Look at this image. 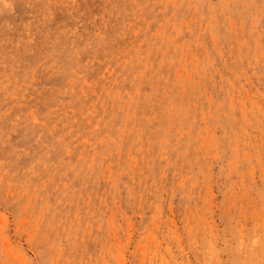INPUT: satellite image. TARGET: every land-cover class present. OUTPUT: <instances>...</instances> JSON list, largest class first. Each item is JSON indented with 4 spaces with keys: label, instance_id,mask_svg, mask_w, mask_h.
<instances>
[{
    "label": "rangeland",
    "instance_id": "374dc122",
    "mask_svg": "<svg viewBox=\"0 0 264 264\" xmlns=\"http://www.w3.org/2000/svg\"><path fill=\"white\" fill-rule=\"evenodd\" d=\"M0 264H264V0H0Z\"/></svg>",
    "mask_w": 264,
    "mask_h": 264
}]
</instances>
